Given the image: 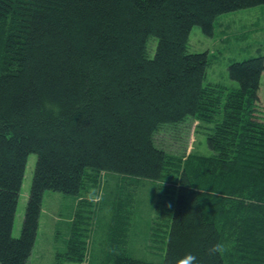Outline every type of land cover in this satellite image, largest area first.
I'll list each match as a JSON object with an SVG mask.
<instances>
[{"label":"trees","instance_id":"obj_1","mask_svg":"<svg viewBox=\"0 0 264 264\" xmlns=\"http://www.w3.org/2000/svg\"><path fill=\"white\" fill-rule=\"evenodd\" d=\"M264 0H0V264H29L47 191L89 202L101 173L172 181L163 258L124 251L117 222L108 264H264V56L234 62L227 94L207 84V52H189L192 30ZM158 40L154 57L147 47ZM252 108V110H251ZM212 125L211 156L171 157L156 144L166 125ZM38 157L20 238L13 231L28 159ZM94 174V176L92 175ZM240 197V200L237 199ZM84 212L78 214L79 226ZM75 220L55 264L85 261ZM152 241L155 240L152 234ZM236 240L231 263L225 248ZM223 247L216 250V245Z\"/></svg>","mask_w":264,"mask_h":264},{"label":"rangeland","instance_id":"obj_2","mask_svg":"<svg viewBox=\"0 0 264 264\" xmlns=\"http://www.w3.org/2000/svg\"><path fill=\"white\" fill-rule=\"evenodd\" d=\"M157 46L158 40L152 38L147 47L149 57H154ZM189 52L208 53L210 65L206 83L227 88V94L237 87L230 80L229 67L234 62L264 56V5L218 17L213 38L195 27L190 35ZM261 82L259 113L264 119V74ZM212 128L196 119L166 125L156 132V144L177 159L189 155L211 156L208 135ZM37 160L36 154L29 156L14 225L15 238L21 236ZM83 196L89 204L79 208L78 199L52 191L45 193L38 240L29 264H55L56 254L67 249L75 220L78 228L85 232L81 241L86 243L87 250L82 264H108L117 222L127 228L123 247L127 255L150 263L162 260L167 215L161 208L164 204L167 207V203L174 204L176 194L172 181L161 186L147 180L141 182L101 173L97 185L89 184ZM81 212L88 225L79 226ZM236 246L234 240L225 248V257L230 263Z\"/></svg>","mask_w":264,"mask_h":264},{"label":"clouds","instance_id":"obj_3","mask_svg":"<svg viewBox=\"0 0 264 264\" xmlns=\"http://www.w3.org/2000/svg\"><path fill=\"white\" fill-rule=\"evenodd\" d=\"M222 245H216V250L221 249ZM178 264H198L197 257L191 253L187 254L183 259H181Z\"/></svg>","mask_w":264,"mask_h":264}]
</instances>
